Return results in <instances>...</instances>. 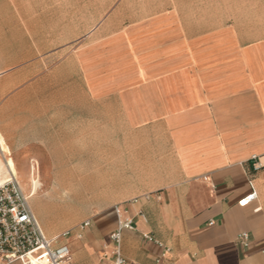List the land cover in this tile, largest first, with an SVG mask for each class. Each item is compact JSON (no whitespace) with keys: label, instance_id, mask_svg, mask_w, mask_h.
<instances>
[{"label":"crops","instance_id":"obj_1","mask_svg":"<svg viewBox=\"0 0 264 264\" xmlns=\"http://www.w3.org/2000/svg\"><path fill=\"white\" fill-rule=\"evenodd\" d=\"M0 134L74 264H264V0H0Z\"/></svg>","mask_w":264,"mask_h":264},{"label":"built area","instance_id":"obj_2","mask_svg":"<svg viewBox=\"0 0 264 264\" xmlns=\"http://www.w3.org/2000/svg\"><path fill=\"white\" fill-rule=\"evenodd\" d=\"M2 157L3 167L9 174L7 162L5 166V156ZM251 161L254 170L264 166L256 156L252 157ZM28 198L15 175H10L0 184V264H11L16 261L21 264H74L69 246L62 242L57 243L59 238L67 237L70 232L65 231L55 238L46 237L30 208ZM253 198L254 194L248 197ZM87 225L86 221L81 227ZM121 228L132 229V221L120 223L118 229L110 235L113 243L111 264H128L119 250ZM151 241L156 242L153 239ZM238 241L247 245L248 234H239ZM154 264L162 263L160 259H156Z\"/></svg>","mask_w":264,"mask_h":264},{"label":"rangeland","instance_id":"obj_3","mask_svg":"<svg viewBox=\"0 0 264 264\" xmlns=\"http://www.w3.org/2000/svg\"><path fill=\"white\" fill-rule=\"evenodd\" d=\"M0 136H1V134H0ZM0 139H1L0 140V151H1V153H4V152H6V146L4 144L2 136L0 137ZM1 147L3 150L1 149ZM1 153H0V159L3 162V157L1 156ZM4 158H5V160L10 161L9 167L12 171V175L16 176L20 187L23 186V183H26L28 185L29 189L32 190V192H35L34 190H36L35 196L38 195V193L40 191L44 190L43 183L40 179V174H38L36 172H30L27 176V180H25L24 175H26V174L25 173L21 174V173L17 172V170L15 169L13 159L12 158H6V156ZM24 193L26 195H28L27 191H24ZM66 194H67L66 189H60V190H54L53 191L52 201H50L47 204V206H45L46 208H48V210L50 212V215H49L50 217L45 223L46 230H54L56 227H58L60 225L61 226L60 231L61 232L66 231V230L71 228L72 223H74L73 218L75 216H79V220H81L88 215V206L72 205L70 202L67 201L68 198H67ZM35 196L30 198V202L34 199ZM63 240H64L63 238H59L57 240V243H61Z\"/></svg>","mask_w":264,"mask_h":264},{"label":"bare ground","instance_id":"obj_4","mask_svg":"<svg viewBox=\"0 0 264 264\" xmlns=\"http://www.w3.org/2000/svg\"><path fill=\"white\" fill-rule=\"evenodd\" d=\"M4 73V72H3ZM1 137V136H0ZM1 140V139H0ZM3 142V141H2ZM2 149V147H1ZM3 150V149H2ZM6 162H7V165L9 167V162L8 160H5V166H6ZM12 167V166H11ZM14 171V170H13ZM15 172V171H14ZM0 173H1V176H0V184H2L3 182L6 181L7 178L10 177V175H12V171L9 167V174L6 173L4 167H3V162L1 161L0 159ZM24 191H27V194H28V197L31 198L33 196H35L36 194V190H34L35 192H32V190L29 189L28 185L26 183H23V186H21ZM34 189V188H33ZM58 235H55V236H52V238H55L57 237Z\"/></svg>","mask_w":264,"mask_h":264}]
</instances>
